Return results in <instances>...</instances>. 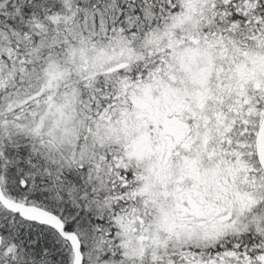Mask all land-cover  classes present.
I'll use <instances>...</instances> for the list:
<instances>
[{"label": "snow or ice", "instance_id": "snow-or-ice-1", "mask_svg": "<svg viewBox=\"0 0 264 264\" xmlns=\"http://www.w3.org/2000/svg\"><path fill=\"white\" fill-rule=\"evenodd\" d=\"M0 264H264V0H0Z\"/></svg>", "mask_w": 264, "mask_h": 264}]
</instances>
